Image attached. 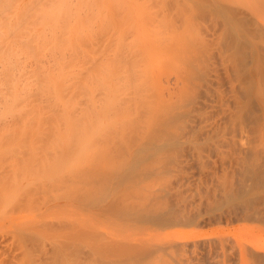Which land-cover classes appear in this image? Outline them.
I'll return each mask as SVG.
<instances>
[{"label": "rangeland", "instance_id": "374dc122", "mask_svg": "<svg viewBox=\"0 0 264 264\" xmlns=\"http://www.w3.org/2000/svg\"><path fill=\"white\" fill-rule=\"evenodd\" d=\"M54 1L56 0H30L25 3V15L31 18L41 8H49ZM104 1L112 5V10L108 6L111 11L107 14V18H112H109L111 24H108L105 15L106 21L102 23L104 30L107 26L105 31L101 30L102 24L100 27L97 25L99 21L94 22L95 27L92 25L95 35L90 42L80 46L82 53L77 59L74 58L77 62L71 60L79 65L76 74L65 72L62 76L65 81L69 79L72 86L65 82L67 85L62 87L63 90L60 88L61 94L53 89L54 86H48L46 94L38 90L40 97L45 94L49 100L40 101L38 98L36 101L38 95L35 93L37 89L33 90L35 87L31 86L33 91L28 87V93L24 90L29 75L26 71L34 69L36 62V59H32L34 63L32 60L30 62L29 58V61L23 60V66L30 62V65L34 64L31 67L26 65L24 69L23 66H18V61L15 63V71L19 67V74H27L25 80H20L22 75L18 76L19 79L13 76L19 82H25L21 86L23 90L15 88L14 93L11 90L8 92L7 88L0 90V99L4 101L9 97L8 102L4 101L5 106L4 103L3 106L0 104V122L4 121L0 123V264H178L184 258L186 249H190L187 253L190 254L195 250H202L204 242L219 244L221 241L225 242V234L247 231L251 235L231 242L238 245L248 243L249 249L250 244L264 246L263 226L259 227L258 222L241 219L240 201L244 199L249 202L250 197V188L245 187L248 182V175L245 173L247 167L244 170L242 168L246 175L242 174L247 178L235 173L241 172L240 169L234 172L235 175L231 173L235 176L234 182L238 180V175L239 182L240 178L242 181L246 178L244 188L241 184L236 189L238 185L233 183V186L236 185L235 193L240 190L235 194L236 197H244L238 199L239 204L235 197H232L233 200L226 199L225 192L229 191L224 184H228L230 180L226 178H231L230 173H226L227 169L219 171L220 175L216 174L212 179L182 177L185 171L195 170V166H198L194 161V169L184 167L182 161L196 153L203 140L205 143L211 140L215 145H227L221 142L222 138L227 139L229 135L231 138L232 129L235 128L236 133L242 131V141L245 142L250 137L248 132L256 130L260 125L257 113L253 112L244 98L241 107L237 110L234 107V96L230 95L233 91L228 88L229 77L227 82V76L233 72L230 69L232 67L228 66L231 58L229 57L226 65L232 72L225 75L228 70L224 73L222 69L225 66V62L221 63L222 46L220 48L217 41L213 42L212 39L205 40L209 37L208 33L211 35L209 31L213 26H206L211 19L208 16L210 22L206 20L208 23H205L210 29H207L208 33L201 28V22L197 19L199 12L203 11L201 9L204 5L202 8L200 5L209 2ZM235 1L238 3L237 0L233 2ZM251 1L244 0L245 3L252 4L255 1V4L259 2L262 5L261 0ZM215 2L218 0L208 5ZM70 3L72 13L63 22L77 24V16L83 18L85 13L79 10L78 0H70ZM98 4H101L100 0L88 4L90 12H94L93 15L91 13L92 16L98 13ZM259 4L254 9L257 13L261 11L258 14L264 17ZM104 10L107 13L108 9ZM218 10L213 9L214 12ZM216 15L221 14L219 12ZM224 15L221 16L223 19ZM214 17L222 20L221 17ZM220 19L215 21L213 18L216 23H227L226 18L223 22ZM4 20L5 13H2L0 22ZM233 22L228 23L231 26ZM61 23L59 20L56 25ZM216 23L215 28L223 26ZM239 25L242 27L241 23ZM240 26L239 29L234 26L236 32L238 30L241 33ZM202 27L204 28L203 25ZM234 28L231 27V32H234ZM30 29L47 30V20L33 21L25 31ZM202 33L207 38L204 39ZM223 33L220 38L225 43L228 40L224 39L230 35L226 37ZM46 34L50 35L49 32ZM55 34L60 35L61 31L57 30ZM230 38L234 39L233 36ZM241 41L235 50L229 51L245 57L251 52V43L248 41V45V42L245 44ZM236 42L238 43V39ZM229 44L228 47L232 49L236 47ZM25 48L22 49H30L34 55L37 54L32 45ZM5 51L2 49L1 53ZM233 53H229L230 56ZM51 54L54 59L58 58L57 53ZM51 54H47L46 58ZM225 54L226 52L222 54L223 58H226ZM6 55L7 52L4 56ZM53 58L52 64L47 58L50 63L46 60V68L48 63L51 68L54 66ZM44 59L41 62L43 66ZM4 61H0V64H4ZM19 62L23 64L22 59ZM39 63L36 62V65ZM104 65L108 68H104ZM3 67L0 66V71L4 70ZM98 67L102 69L98 71ZM20 68L23 71H19ZM216 75H220L221 80ZM3 76L6 78L7 75ZM3 76H0V81H3ZM232 76L233 74L230 77L233 78ZM4 85L2 86L7 87ZM217 85L218 89L224 88L228 92L223 90L224 95L228 96V100L225 97L223 103H229L226 109L229 114L232 112L231 121L229 117L228 121H220L221 135L219 133L213 139L199 136L198 142V135L193 134L194 130L201 121L212 119L213 114L208 108L201 110L199 100L197 102L200 98L196 97L201 95L204 99L205 93L211 91L212 95L216 94L214 91H217ZM59 95L62 96V101H59ZM25 97L30 101L34 99L32 101L37 103H28ZM20 98L25 101L19 102ZM214 101L216 100H213V104H216L217 101ZM196 102L199 103L198 107ZM193 103L198 110L197 114L200 111V117L196 114L197 120L193 117L195 121L192 123L187 109H191ZM234 112L236 113L233 114ZM55 114L65 116L66 119L68 117L70 121L60 119ZM35 115L44 117L43 121L45 117L49 120L45 123L42 121L43 125L40 127L30 122H27L26 128L22 127L28 118ZM5 116V119L2 118ZM230 123L233 126L231 130ZM89 130L94 136L90 135ZM84 131V136L89 132L85 139ZM10 134L14 135V140ZM222 134L229 135L225 138ZM8 139L12 141L8 142ZM228 147L227 145L225 148ZM67 151H70L71 156L69 153L66 156L70 157L65 159ZM243 151L245 154V148ZM228 155L216 157L212 154L211 157L225 166L229 161ZM245 197H248V201ZM182 204L187 205L186 213L179 215ZM109 205L114 206V209L107 210ZM164 214L168 216L163 217ZM139 245L144 248L138 251ZM238 245L234 244L236 248ZM202 251L205 254V249ZM193 254L196 255L194 252ZM201 254L198 257L196 256L199 254L195 257L190 254L193 256L192 264H204L205 257Z\"/></svg>", "mask_w": 264, "mask_h": 264}, {"label": "bare ground", "instance_id": "6f19581e", "mask_svg": "<svg viewBox=\"0 0 264 264\" xmlns=\"http://www.w3.org/2000/svg\"><path fill=\"white\" fill-rule=\"evenodd\" d=\"M29 1L30 0H0V15L2 13H5V20L3 22H0V53L2 52V49H3V51L6 50L5 53L3 52L4 54H6V52H7L6 56H4L3 53H1V55H0L1 56L0 57L1 63H3L2 61L5 60L4 64H0V66H4L3 67L4 70L1 68L2 69L1 71H3V74L0 71V73H1L0 76L1 75L3 76L4 74L7 75L6 78L4 76L2 77L3 81L1 80L2 84L0 85V86H2L3 84H5L4 86H7V87L2 86V87H0V90H1V88H7L8 92H9V90H11L12 92L15 91V88L19 89V90H23V89H21V86H23V84L25 82L20 81L22 85L19 86L20 82L17 79H14L15 77L18 78V76L24 75L22 72H21V74H19L20 72L18 73L19 67H17V69H16L17 71L14 70L16 67V64H15L16 61H18L17 63H19V65L18 64L17 65L18 66L21 65V67H22L24 65L23 60L25 61V60H28L29 58H31L30 62L32 59L33 60L36 59L37 63H39V60L41 63L42 60L44 58H46L47 54L50 55L51 53H57V56H58L57 59L56 58L54 59L52 54H51L52 57L50 56L51 58H53V61L55 62L53 64L54 66L52 65L53 66L52 68L50 66L53 62H52V59L50 57H47V58L50 59L49 61L51 62V64H49L50 62L46 58V60L49 62L47 68H46V62L47 61L45 59H44L45 60L44 65L45 66L42 65V63L44 61L41 64L39 63L37 65L35 62V65H34L33 64L34 62L32 60V62H33L32 65H34L35 68L31 69L32 71L29 70L30 72L26 71V73L29 74L28 75L29 80L26 79L27 74L25 73V70H24V73L26 74V76H23V77L20 76V78H21L20 80H23V79L27 80L26 84L27 83L28 84L27 85L24 84V90L26 93H28V91H26V90H29V89L31 90V86H33V87H35V88L32 87L33 90L37 89V91L35 90V93H37V95H38L37 99H35V100L38 101V98H39L40 101H42V100L46 101V99L49 100V97L45 95L47 93L46 90H48V86H54L55 88H53V89L56 92L60 91L57 93L61 94V91L64 89L62 87H65L68 83H70V85L72 84V82H68L69 79H67L66 81L64 79H62V76L65 75L64 74L65 72H68L70 74L71 73L76 74L75 71L78 69L79 65H75V63L71 60L75 61L74 58L77 59L78 55L80 53H82L80 50V46H82L85 43H88L92 40V37L96 33V32L94 33V30L91 29L94 26V22L99 21L100 23L97 25L101 26V24L104 23L106 21V18L109 16V15L107 16V14H109L108 11L110 12L112 10V8H111L112 5H110L107 1L100 0L101 4L97 5V12L98 13H95L96 15L94 14V16H92L94 12L93 11L90 12V6H88V4H90L94 0H78V2L80 4L79 10L83 11L85 13V16L83 18L77 16V18H76L77 24H70V23L63 22L64 20L69 19V16L72 13V8L69 7L71 5L70 0H56V1L52 2V4L50 5L49 8H47V9L41 8L39 10V12L34 14L33 16H31V18H29L28 16L25 15V13L27 11L25 3L29 2ZM200 1H201V3L204 2V0L203 1L200 0ZM210 1L207 0V3L208 2L213 3V1H216V0H210ZM220 1H223V0H220ZM220 1L218 0V2L221 4H219L218 2H215V4H211V5H208L209 3L208 4H201L200 8H202V5H204L203 8L201 9L203 11L201 13L199 12V14H198L199 19H197V20L199 23L201 22L200 23L201 28L206 31L207 29L210 30L209 28H207L209 25H210L209 26L210 28L212 26L215 28V26H214L216 23L215 21L220 19V18L215 19L214 16L221 17L225 14L224 19L226 18L227 21H225L223 19V17H221L222 20L221 19L220 20L222 22L225 21L227 23L228 22L232 23L234 21L233 19H237V21H234L233 25H231V26L229 25V23L228 24L225 23V25H223L224 23L222 24L219 21L223 25L222 27H220L222 29L220 30V28L218 26H216V28L218 27L217 29L216 28L214 29L212 27V30L209 31V32H211V35H210V33H208V30H207L206 33H208V35H207V36H209L208 38H207V36L204 37L205 36V34H203L204 31L202 29L201 30L203 32L202 33L203 38L204 39L207 38V39H205L206 41L209 39H212L213 42L217 41V43L220 45V48L222 46L221 50H223V52L221 51V56H222L223 61L221 63L223 64V62H225L223 64L225 66L223 67V65H221V67H223L222 69H223L224 73H225V71L228 70V72L225 73V75H228L231 70L233 71V72L231 71L232 73L229 74L230 76L233 74V76H232L233 78H231L230 76H227V82L230 78V82H228V88L233 91V94H230V95L234 96L233 97L234 107L236 108V110L239 107H241V105L244 101V100L242 101V98H244L245 102H247V101L249 102V107L253 110V112L257 113V118L260 122V125L256 130L252 129L251 132L247 131L250 134V137L247 141L244 142V140L242 141V139L244 138L242 136V131L240 133H236V129L235 128L232 129L233 126L231 125L232 123H230L229 129L230 128L232 129L233 136L231 134V138H230V135H229L230 133L228 134L229 137H228V135L226 136V134H224V135L222 134V137L225 136V138L228 137L230 139H228V138L223 139L222 138V141H221V142L226 143L229 146L227 149L225 148L227 145H225V144L223 145L222 143L220 145H215V144H213V141H211V140H209L208 143H207V141L205 143V140H203L204 142L201 141V143L203 142L202 143L203 146L199 145V149L197 150L196 153H192L189 158H184L182 161V163H184V167L189 166V167L193 168L192 164L194 165V163H195L194 161L197 162L196 164H198V166H195L196 167L195 170L185 171L183 173L182 177H183V179L194 178V177H197L198 180L203 178V177L206 179L207 178L212 179L213 176L216 177V174H219V171H222L223 169H225V170L227 169L226 173L228 175L230 173L231 178L226 176V177H228L226 179H230V180H229L228 184L223 183L224 186H226L228 188L227 189L226 187L223 186L224 189L226 188V190L230 192V193L225 192L226 193L225 195H227V197H229V198L226 197V199L230 200L232 197H235L238 200V199H241L244 197H240V195H238L239 197L237 196L238 198L236 197L237 193L240 190L239 191L236 190L237 192L235 193V191H234V189L236 187L235 184L238 185L236 189H239L241 187V184H242V188H244L243 184L245 183L246 178H247V176H244V175L247 174L248 175V178H247L248 182L247 183H249V184L247 186V183H246L245 187L250 188L249 189L250 191L248 190L250 193V195H248V196H250V197L249 198L247 197L249 199V202H246V200H244V199H243V201L238 200V204L241 202L240 203L241 219L243 221H247V220L249 221L250 220L251 222H258L259 223V224L257 223L258 226L261 227V225H262L264 228V17H260L261 14H258L261 11H258V13H257V11L254 9L257 6V4H259V2L257 4H255L254 3L255 1L252 2L253 0L252 1L250 0L252 2V4H250L248 2L245 3L244 0H242L244 3H242V1L240 3V0H237L238 3L236 1L233 2L234 0L231 2L228 0H224L225 2L223 1V3ZM261 1H264V0H261ZM261 1H260V3H262L263 8H261L262 7L261 4H259L260 6L258 5V7H259V10L263 9V12H264V2H261ZM205 2H206V0H205ZM33 3L34 2H31V4H33ZM108 6H110L111 10ZM104 9H108L107 13L105 12ZM213 9L214 10L219 9L220 11L218 10V11L214 12ZM103 10H104V13H106V14L103 13ZM217 12L218 13L220 12L221 15H216V14H218ZM91 13H92V15H91ZM222 13H224V14H222ZM200 14H202V15H200ZM105 15H106V18H105ZM208 16L211 19L210 20L208 18L211 22L207 19ZM200 17H201V20H200ZM212 17L214 18L215 21L213 20ZM109 18H107V20L109 21L108 24L110 25L111 20H109ZM261 18H262V20H261ZM110 19H112V18H110ZM203 19H204V22H202ZM35 20H37V21L47 20V30L46 29H42V30L41 29H36V30L30 29L29 31H25L29 27V25ZM59 20L62 23L59 25H56V23ZM206 20L209 21L210 23H208ZM212 20H213V22H212ZM238 21L241 23L242 27L239 25L240 23ZM235 22H236V24L237 23H239V24L236 25ZM202 23H204V24H202ZM205 23H208V24H206L207 27L205 26ZM218 23H216V25ZM220 23L218 24L219 26L221 25ZM105 24H107V22ZM115 24L117 25V23H115ZM202 25L204 26V28L202 27ZM226 25H228L227 29H226ZM238 25L240 26L241 33H239L238 30H237V32L240 34L241 37L235 31V28H234V26H235V27H237L236 29H239ZM98 26H96V27L98 28ZM232 26H233V28H234L233 30H234V32H236V34L233 31L231 32ZM106 28H107V26L105 27V30H106ZM102 29L104 30L103 24H102L101 30ZM57 30L61 31L60 35L55 34ZM218 30H220V32ZM223 30L228 32V33H225ZM47 32L50 33L49 36L46 34ZM217 33H218V35H217ZM221 33H223V35L225 34L226 37L229 35H230V37L233 36L234 39H231L230 37H227V39H224V40H228L225 43L229 44V42H230L229 46L235 47L238 44L240 45L239 41H241V40H242L241 42L244 41L245 44L248 41H250L251 52H248L247 55L245 57H243L244 55L240 56L239 53L232 51V53L234 52L233 53L234 58H233V55L230 56V54H232L230 51L235 50L237 48V46L232 49L231 47H228V44L225 45L224 41H222L223 39L220 38V36H222ZM233 33L235 34V36ZM215 35H217V36H215ZM236 37L241 38V40H239V38H236ZM219 38H220V40H218ZM222 38H224V36ZM243 38L246 41L243 40ZM229 39L231 41H229ZM237 39H238V43L236 42ZM232 40H234L235 44H233L234 42H232ZM220 41H222L224 44L223 43L220 44ZM247 44L250 45L249 42ZM30 45H32V47H34L37 50V54L34 55L33 51L30 49L25 50L26 49L25 47L30 46ZM22 48H25V49H22ZM229 49H230V51H229ZM226 50H228V51H226ZM224 52H226L225 57L228 59L223 58L224 55H222V54ZM227 52H228V54L229 53L230 54L228 55ZM3 57H5V58H3ZM229 57L231 58V60L229 59ZM242 57L244 59H242ZM21 59H22L23 64H20V62H19V61H21ZM224 59H226V60H224ZM227 60L228 61L230 60L229 61L230 63ZM30 62L29 63L26 62V63H28V65L25 64V66H23V68L25 69L26 65L29 66L31 64ZM69 62H73V63H69ZM75 62H77V61H75ZM226 64H228L229 68L232 67V68H230L231 70L228 68V66ZM32 65H30V67ZM106 67H107V65L106 66L104 65V68H106ZM21 69L22 68H20L19 71H23ZM66 69H68V70H66ZM101 69H102L101 67H100V69H99V67L97 68L98 71ZM222 69H221V72L223 73ZM4 71H5V73H4ZM15 73H18V75L16 76ZM218 74H221V73H217V75ZM13 76H15V77L13 78ZM216 76H215V78H216ZM40 77L43 79H40ZM217 77H220V75ZM4 78H5V83H3ZM13 79L15 81L16 80L17 81L15 82V81H13ZM30 79H33L32 82H29ZM219 79L221 80V77ZM219 79H217V80L219 81ZM1 81H0V83H1ZM34 81H36V82H34ZM215 81H216V79H215ZM218 81H217V83H221ZM231 82H233V83H231ZM230 85H232V87ZM25 86H26V89H25ZM220 86L221 85H219V87ZM28 87H29V89H28ZM83 87H86V86H83ZM222 87H223V85L221 86V88ZM12 88H13V90H12ZM67 88H69V86ZM215 89L217 91H214V92H216V94L214 93V95H212V93H211L212 91H211L208 94H206L204 92L205 93L204 99L201 98L202 97L200 95L201 93L199 94L200 97H196V99L200 98V99H197V102L199 100L200 104L196 102V104H197L196 106L198 107L200 105L201 110H205L204 107L206 109L208 108V110L210 109V112L213 114L212 119L207 120L206 122L201 121L200 124L198 122L199 125L197 126V128L194 127V128H196V130H194V132L193 131L192 132H193V134L198 135V142H199V136H202L204 139H207V138L213 139V137L218 135L219 133L221 135V130L219 127L220 121L223 120V122H224V120L227 119V117H229L228 119H230L229 121H231L230 114L232 112L230 111V108H229L228 110H229V112H231L229 114L227 112V109H226V108H228L229 103H227L226 101H225L226 103L225 102L223 103V101L226 97L223 92L224 91L227 92V90L224 88L222 90L218 89V85L216 86ZM33 90H31V91H33ZM38 90L40 92L42 91V93H45L44 94L46 96L45 99H44V95L42 96L43 98L40 97V94H38ZM11 91H10V93H11ZM228 91H230V90H228ZM232 91L229 93H232ZM13 93H11V94H13ZM32 93L34 94V92H32ZM26 96H28V94H26ZM213 97L217 101L216 104L215 103L213 104V100H214ZM7 98L9 99V97H6V99L4 101L8 102ZM60 98H62V96L59 95L58 99H59V101H62L63 99H60ZM227 98H228V96L226 97L225 100H228ZM22 99L20 98L19 102ZM28 99H29L28 97H25V100L28 101V103H29L30 99L29 100ZM25 100H22V101H25ZM32 100L34 101V99H32ZM32 100L30 101V103H32V104L34 103V105H35L36 101L33 102ZM1 101H3L2 98L0 99V104L2 105L4 103V101L3 102H1ZM15 101L17 102L18 100H15ZM216 101H214V102H216ZM62 103H64V101ZM26 104H27V102H26ZM223 104H225V105L223 106ZM3 105L5 106V103ZM2 106L0 108H2ZM194 106H195V104L193 103V106L192 107L190 106L191 109H187L188 116L191 118V120H193L192 123L195 121L193 119V117H195V119H196V116L198 118L200 117L199 116L200 111L197 114L198 110H196L197 108H195L196 106L195 107ZM0 110H2V109H0ZM194 112H196V113H194ZM235 113L236 112H234L233 114H235ZM214 114H216L218 116H215ZM57 117H59V116H57ZM2 118L5 119L6 116L2 117ZM59 118L60 119L61 118L66 119L65 116L59 117ZM203 119H205V118H203ZM228 119H227V121H228ZM43 120H44V117L42 118L41 116H37V115L31 116L30 118H28L26 120V122H25L26 124L24 123L25 125H23L22 127L25 126L24 128H26L28 125L27 122H30L32 124L35 123L38 127H40L43 125L42 124ZM46 120L48 121L49 118L45 117V121ZM66 120L68 122L69 118L67 117ZM66 120H64L65 123H66ZM38 121H39V123H38ZM45 121H43V123H45ZM2 122H4V121H1L0 123H2ZM228 130L226 132H228ZM223 131H224V129H223ZM91 132L92 131H90V135H92ZM85 133L86 132L84 131L83 136ZM224 133H225V131H224ZM86 135L89 136V132H87ZM86 135L83 137V139H85V137H88ZM11 136L14 140V135L10 134V137ZM92 136H94V134ZM92 136H90V138ZM7 141L11 142L12 140L8 139ZM7 141H5L6 144H7ZM90 141H92V139ZM89 142H88V144H89ZM201 143H198V144H201ZM83 144H84V142H83ZM244 148H245V154L243 151ZM69 153H70V151H67V153L64 155L65 159L66 158L68 159V157L71 156V153H70V156H66ZM212 154L213 155L215 154L216 157H219L220 155H223V154H229L228 155V157H229L228 164H225V166H223L222 164H220L222 162L218 161L220 164L219 165L217 163V160H214V159L212 160V157H211ZM244 167L245 168L247 167L246 169H247L248 173L246 171L245 172L246 174L244 173V171H242V168H243V170L245 169ZM237 169H240L241 172L238 173L236 171ZM225 170H224V172H225ZM234 172L237 174H241V177H246L243 179V181H242V178H240L243 183L241 181H240L241 183L239 182L240 175H238L239 176L238 180H235L236 182L238 181V183L233 181V176L235 175ZM242 172L244 175L242 174ZM231 173L232 174L234 173V175H232ZM224 174L225 173H223V175ZM233 183H235L234 184L235 187L233 186ZM211 186H214V184L213 185L211 184ZM208 189H211V188H208ZM209 192H210V190H209ZM245 192H247V190ZM231 193H234V194H231ZM228 194H229V196H228ZM213 195H214V193H213ZM245 196H247V195H245ZM247 198L245 197V199H247ZM248 199H247V201H248ZM232 200H233V198H232ZM186 206H187L186 204L181 205L182 210H179V212H178L179 215L186 213L185 212ZM113 207L114 206L109 205V206H107L106 209L107 210H110L111 208L114 209ZM167 216H168V214L163 215V217H167ZM249 235H251V232H249V231L243 232V233H238V232L230 233V234L228 233V234L224 235L225 242L221 241L219 244L211 243V242H204L202 250L205 249V254L202 250H199V249L198 250L201 251L200 253L197 250H195V251L198 253L193 251L196 255L197 254H199V255L196 256L193 254V252L190 254H192L194 257L195 256L198 257V256H200L201 253H203V254H201V256L203 255L205 257L204 264H220V263L221 264H264V246L257 245V244H250L251 246L249 249L248 243L238 245L237 243L231 242V241H235V240L239 241L243 238L248 237ZM234 244L238 245L237 248L234 246ZM142 246L143 245H139L140 248L138 249V251L142 250L144 248V246L143 247ZM192 250H194V249H192ZM189 251H190V249H188V250L186 249V252L184 253V258L181 259L178 262V264H192L191 261H193L192 260L193 256L190 254H187ZM109 264H111V263H109ZM198 264H200V263H198Z\"/></svg>", "mask_w": 264, "mask_h": 264}]
</instances>
